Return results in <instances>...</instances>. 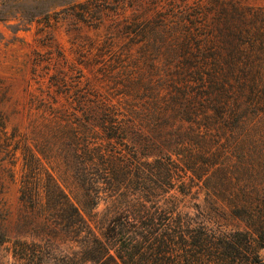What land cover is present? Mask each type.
Segmentation results:
<instances>
[{
    "label": "rangeland",
    "instance_id": "1",
    "mask_svg": "<svg viewBox=\"0 0 264 264\" xmlns=\"http://www.w3.org/2000/svg\"><path fill=\"white\" fill-rule=\"evenodd\" d=\"M87 140L137 158L129 179L101 177L107 223H162L172 194L184 219L245 230L210 199L263 187L264 0H0V264L37 232L23 186L51 174L81 206L72 156Z\"/></svg>",
    "mask_w": 264,
    "mask_h": 264
},
{
    "label": "trees",
    "instance_id": "2",
    "mask_svg": "<svg viewBox=\"0 0 264 264\" xmlns=\"http://www.w3.org/2000/svg\"><path fill=\"white\" fill-rule=\"evenodd\" d=\"M38 13H31L27 20L32 21ZM220 89L226 90L225 84ZM224 100L216 99L226 105ZM81 154L82 158L78 157ZM124 156L114 150L106 153L101 142L94 140H87L82 152L72 156L78 165L71 168L75 179L88 187L81 206L51 174L41 192L23 186L19 198L30 205L27 218L38 226L30 240H11L8 248L13 257L11 264H236L240 260L245 264H264L258 254L264 246V182L260 192L211 195V203L218 205L223 201V208L226 206L233 217L244 221L245 230L215 231L205 224L184 219L174 212L177 205L172 194L165 200L167 212L162 223L153 218L141 224L135 216L121 224L117 223L118 217L107 223V218L103 220L93 211L100 200L99 184L107 173L111 174L109 184L113 177H118L117 173L129 179L125 172L127 164L137 158L129 161ZM173 171L169 168L166 173L167 183L171 185ZM249 183L252 189H258L254 180ZM141 198L137 194L130 201L137 212H145L147 216Z\"/></svg>",
    "mask_w": 264,
    "mask_h": 264
}]
</instances>
